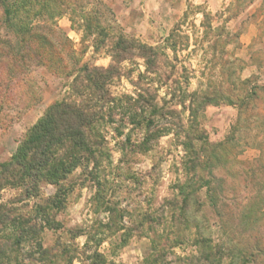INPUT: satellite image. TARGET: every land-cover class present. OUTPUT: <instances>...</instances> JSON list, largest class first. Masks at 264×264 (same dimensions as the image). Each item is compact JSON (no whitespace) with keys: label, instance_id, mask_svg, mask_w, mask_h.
<instances>
[{"label":"rangeland","instance_id":"1","mask_svg":"<svg viewBox=\"0 0 264 264\" xmlns=\"http://www.w3.org/2000/svg\"><path fill=\"white\" fill-rule=\"evenodd\" d=\"M14 1L0 0V164L10 159L26 132L52 104L65 99L78 101L71 92L74 75L85 65L107 68L111 63L107 46L118 36L155 47L163 45L173 28L180 24L181 33L189 41L188 48L178 53L176 70L177 75L181 73L180 66L188 70V91L221 92L233 100L232 105L206 107L198 115L199 128L205 131L209 144L224 142L229 137L233 140L226 152L221 153V161L211 162L213 165L202 167L192 177L193 182L199 176L210 179L213 192L208 196L203 188L191 200L188 211L193 221L189 223L191 228L184 230V223L179 224L184 242L173 249L175 256L169 255L166 263L175 264V257L198 256L191 241L201 236L211 238L214 244L227 250L221 264H242L238 253L246 254L245 264H264V149L260 150L264 146V132L253 126L248 130L250 125H255L250 121L233 131L239 116L236 100L241 93L237 80L249 81L247 89L264 88V0H38L50 5L51 18L45 13L34 17L41 10L40 5L34 4L27 13H18L8 23L5 11ZM87 21L93 29L100 26L108 34L106 46L99 52L94 51L99 38L97 32L89 34L83 30ZM28 24L46 31L51 39L50 50L66 69L56 71L39 65L37 44H30L26 52L20 44L22 36L18 27ZM208 24L211 28L205 27ZM218 28L223 31L222 37L218 36L221 34ZM72 50L78 60L73 71ZM44 56V59L49 57L48 53ZM167 69L166 75L170 71ZM70 71L72 75H68ZM122 72L124 76L110 87L112 95L135 96L133 85L139 73L144 72L142 61L124 63ZM141 86H146V81ZM158 95L169 99L165 88ZM259 104L264 107V94ZM173 108L180 115L160 124L170 125L172 133L153 142L146 153L137 150L131 153L129 146L125 155L121 152L126 135L131 137L132 144L139 143L143 137L141 131L131 130L127 120L122 128L124 135H116L114 129L121 126V112H116L114 125L102 129L111 163L104 164L97 174L100 187L93 180L94 173L90 174L91 166L78 168L63 182L68 192L62 210L54 214L61 228L45 229L40 236L42 246L55 257L46 264L70 261L92 264L96 253L101 255L95 259L98 264H144V258L151 254L149 234L152 233L148 223L138 227L145 215L157 217L162 224L153 225L156 231L173 239L171 226L163 221L171 213L167 201L177 194L175 187L188 179L183 169L185 153L180 146L184 135L175 136L182 131V124L186 126L188 112H182L181 107ZM201 146L196 144L197 149ZM206 148L202 160L210 156V149ZM56 189L43 183L34 199L24 198L22 189H5L0 194V204L12 209L13 216H31L34 206L53 197ZM105 205L116 209L126 229H133L124 247H120L123 232H115L114 224L109 223V213L102 212ZM249 212L250 218H245ZM194 220L199 224L198 230L193 228ZM100 230L107 239L99 247L94 246V241L87 245L85 235ZM10 241L0 234L1 245H9ZM32 250L31 244H23L9 263L0 264H41L25 260Z\"/></svg>","mask_w":264,"mask_h":264},{"label":"trees","instance_id":"2","mask_svg":"<svg viewBox=\"0 0 264 264\" xmlns=\"http://www.w3.org/2000/svg\"><path fill=\"white\" fill-rule=\"evenodd\" d=\"M51 1L55 2V0ZM34 4L41 7L34 17L45 13L49 14L46 16L51 18L52 11L49 4L38 0H15L5 11L6 21L11 23L13 16L15 17L20 12L27 13V10ZM83 19L86 22L87 19L85 17ZM88 21L83 30L89 34L97 32L99 38L94 46V51L99 52L106 46L108 34L100 26L93 29L92 24H89ZM180 26L178 24L173 28L163 45L155 47L118 36L113 43L107 46L106 53L111 59L107 68L85 65L80 67L74 75L71 92L78 101L71 102L65 99L52 104L34 126L26 132L10 159L0 164V194L5 189H22L24 198L34 199L39 195L41 184L57 187L53 197L34 206L31 216H13L12 209H7L5 205L0 204V234L6 241L11 240L9 245L0 244L1 263L4 261L9 263L23 244L28 243L31 244L33 250L25 255V260L46 264L49 261L51 263L55 258L51 257L48 250L42 246L40 236L45 229L59 230L61 228L60 223L55 220L54 214L62 210L63 201L68 192L67 188L63 186V182L78 168L91 166L90 174L94 173L93 180L96 181L98 187L101 186L97 174L105 167L104 164L111 163V155L106 148L107 143L102 129L116 123V112L122 114V119L119 120L121 126L118 125L114 129L118 137L124 135L122 128H124L125 120L131 130L143 133L141 141L137 144L131 143L129 135L125 136V141L120 146L123 155H125L124 152L128 146L131 153L134 150L146 153L151 150L153 142L171 134L170 125L161 126L160 124L164 120L169 121L180 115V112L173 107H181L182 112H188L186 126L182 124V131L175 133L176 137L180 136V133L184 135L180 146L185 153L183 169L188 179L175 187L177 194L173 200L167 201L168 208L171 209L170 216L163 219L164 224L171 226L172 234L175 236L170 239L168 234L158 233L153 225L162 223L153 215H145L142 222H138L140 228L148 223L152 232L151 235L149 234L151 254L144 258V264H167V257L174 255L173 249L184 242L179 224L184 223V230L191 228L189 223L192 220L188 213L191 200L203 188L206 189L208 196H211L213 192L210 179L207 180L203 176H199L197 181L193 182L192 177L197 176L202 167L207 168L209 165H213L211 162L221 161V153L226 152L228 143L233 140V137H229L224 142L209 144L205 138V131L199 128L198 115L208 106H217L222 103L232 105L233 100L221 92L188 91L190 81L188 70L184 66H180L181 73L179 75L176 70L178 66L176 64L179 63L178 53L188 48L189 41L188 37L181 33ZM205 27L211 28L209 24ZM54 30H58V27H55ZM19 31L22 36L20 44L26 52L29 51L30 44H37L40 48L36 58L39 65L54 68L56 71L66 69V67H62L61 59L55 58V53L51 51L52 49L50 50L51 39L44 29L28 24L18 27ZM219 31L221 34L218 36L222 37V29ZM65 41L69 42L67 38ZM168 51L171 52V56L167 53ZM44 52L48 53L47 59H44ZM71 55L73 58L71 70L73 71L77 68L78 60L73 50ZM137 60L142 61L144 72L139 73L134 82L136 95L113 96L110 87L116 80L124 76L122 65L124 63L136 64ZM167 68L170 71L166 75ZM71 73L70 71L68 75H72ZM143 81H146V86H141ZM237 81L241 93L238 94L236 100L239 104V116L233 131H238L240 125L245 121H250L255 125L248 123L250 125L248 130H251V126H253L259 132H264V107L259 104L262 94H264V88L252 86L247 89L249 81L241 79ZM150 83L157 84L156 88L151 87ZM161 88H165V96L169 95L168 100L165 97H159L158 93ZM198 143L202 146L197 149L196 144ZM206 147L210 149V156L202 160L201 154L206 151ZM260 147V150L264 149V146ZM102 212L109 213V223L114 224L115 232H123L120 247H124L131 238L133 229H126L121 222L122 217L116 214L115 208L105 205ZM250 214V212L246 213L244 217L250 218ZM194 222L193 228L198 230L199 224L195 220ZM103 234L104 231L101 230L96 231L94 235L86 234V244H91L94 241V246L99 247L107 239ZM79 235H83L82 231H79ZM96 236L98 238H95ZM194 238L191 245L196 248L198 256L175 257V264L222 263L228 253L227 250L221 245L214 244L211 238L201 236ZM237 256L242 264L246 263L244 257L246 254L238 253ZM95 257L101 258V255L96 253ZM92 259V264H98L97 260ZM68 264H72V261Z\"/></svg>","mask_w":264,"mask_h":264}]
</instances>
